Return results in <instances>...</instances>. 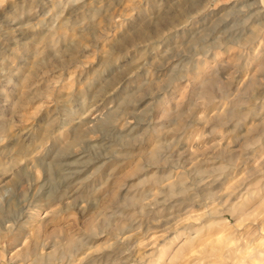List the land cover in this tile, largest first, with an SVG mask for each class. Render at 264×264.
I'll return each instance as SVG.
<instances>
[{
  "label": "rangeland",
  "instance_id": "1",
  "mask_svg": "<svg viewBox=\"0 0 264 264\" xmlns=\"http://www.w3.org/2000/svg\"><path fill=\"white\" fill-rule=\"evenodd\" d=\"M33 253L264 264V0H0V264Z\"/></svg>",
  "mask_w": 264,
  "mask_h": 264
},
{
  "label": "bare ground",
  "instance_id": "2",
  "mask_svg": "<svg viewBox=\"0 0 264 264\" xmlns=\"http://www.w3.org/2000/svg\"><path fill=\"white\" fill-rule=\"evenodd\" d=\"M184 27H187V26H184ZM182 28V27H181ZM180 28V29H181ZM172 34V33H171ZM122 88V87H121ZM24 224V223H23ZM37 237V236H36ZM35 239V238H34ZM37 242V241H36ZM39 243V242H38ZM30 251V250H29ZM33 254H35V253H33ZM26 257H28V256H26ZM35 257H36V260H35V262H41V264H44L45 263V261H48L49 263H50V258H51V255L50 256H40L39 255V253H36L35 254ZM33 258V257H32ZM30 259V258H29Z\"/></svg>",
  "mask_w": 264,
  "mask_h": 264
}]
</instances>
